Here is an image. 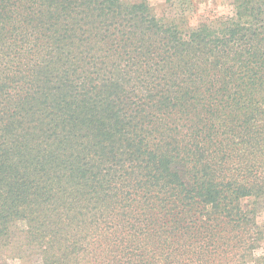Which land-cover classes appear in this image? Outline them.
<instances>
[{
  "label": "trees",
  "instance_id": "16d2710c",
  "mask_svg": "<svg viewBox=\"0 0 264 264\" xmlns=\"http://www.w3.org/2000/svg\"><path fill=\"white\" fill-rule=\"evenodd\" d=\"M231 2L0 0V264H248L264 0Z\"/></svg>",
  "mask_w": 264,
  "mask_h": 264
},
{
  "label": "rangeland",
  "instance_id": "374dc122",
  "mask_svg": "<svg viewBox=\"0 0 264 264\" xmlns=\"http://www.w3.org/2000/svg\"><path fill=\"white\" fill-rule=\"evenodd\" d=\"M128 2L146 1L151 12L164 23H178L197 27L202 22L216 17L233 16L234 8L231 0H126ZM250 200H245L248 204ZM263 208L256 211L254 218L253 237L264 232V203ZM257 244L248 264H264V235ZM8 264H21L17 261Z\"/></svg>",
  "mask_w": 264,
  "mask_h": 264
}]
</instances>
